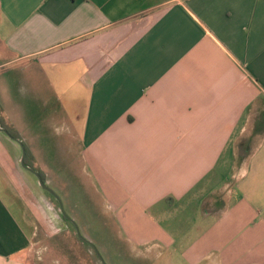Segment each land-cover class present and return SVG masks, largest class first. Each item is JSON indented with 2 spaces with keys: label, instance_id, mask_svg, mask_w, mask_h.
Instances as JSON below:
<instances>
[{
  "label": "crops",
  "instance_id": "crops-1",
  "mask_svg": "<svg viewBox=\"0 0 264 264\" xmlns=\"http://www.w3.org/2000/svg\"><path fill=\"white\" fill-rule=\"evenodd\" d=\"M1 124L0 264H31L24 158L145 264H264V0H0Z\"/></svg>",
  "mask_w": 264,
  "mask_h": 264
},
{
  "label": "rangeland",
  "instance_id": "rangeland-1",
  "mask_svg": "<svg viewBox=\"0 0 264 264\" xmlns=\"http://www.w3.org/2000/svg\"><path fill=\"white\" fill-rule=\"evenodd\" d=\"M29 185L26 191L36 223L31 264H145L129 254L120 241L125 230L117 233L109 228L106 216L96 207V199L92 200L93 188H79L77 184L74 192L71 191L73 187L69 189L74 196L63 198L53 185H48L59 196L70 221L62 215L56 198L42 189L36 179Z\"/></svg>",
  "mask_w": 264,
  "mask_h": 264
},
{
  "label": "water",
  "instance_id": "water-1",
  "mask_svg": "<svg viewBox=\"0 0 264 264\" xmlns=\"http://www.w3.org/2000/svg\"><path fill=\"white\" fill-rule=\"evenodd\" d=\"M0 130H2V131H4V132L7 133V131H6L5 129H3V128H0ZM7 134H8V133H7ZM8 135H9V134H8ZM9 136H10V135H9ZM10 137H12V136H10ZM22 154L24 155V148H23V147H22ZM21 165H22L23 167L27 168L28 170H30V171L35 175V177H36V179H37V182H38L39 186H40L42 189L46 190V191L49 192L53 197L56 198V200L58 201V204H59L60 211H61L62 215H63L64 217L68 218L70 221H72V219H70V218L66 215V213L64 212V210H63V208H62V204H61V201H60L59 196L54 192V190H53L51 187H49V186L46 184L45 181H43V180L41 179L40 174H39L37 171H35L34 169H32V168H28V167L24 164L23 160H21ZM77 232H78V231H77ZM103 264H104V263H103Z\"/></svg>",
  "mask_w": 264,
  "mask_h": 264
},
{
  "label": "trees",
  "instance_id": "trees-1",
  "mask_svg": "<svg viewBox=\"0 0 264 264\" xmlns=\"http://www.w3.org/2000/svg\"><path fill=\"white\" fill-rule=\"evenodd\" d=\"M1 126L7 131V133H8L10 136H12V137H14V138L17 137V135H16L13 131H11L7 126H5V125H3V124H1ZM24 163L26 164L25 158H24ZM40 176H41V179L44 181V177H43L42 175H40Z\"/></svg>",
  "mask_w": 264,
  "mask_h": 264
}]
</instances>
